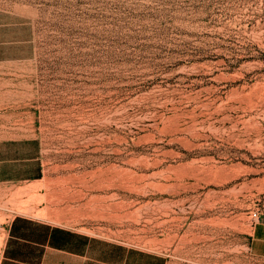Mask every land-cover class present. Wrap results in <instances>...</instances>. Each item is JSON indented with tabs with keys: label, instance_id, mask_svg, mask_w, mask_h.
<instances>
[{
	"label": "rangeland",
	"instance_id": "rangeland-1",
	"mask_svg": "<svg viewBox=\"0 0 264 264\" xmlns=\"http://www.w3.org/2000/svg\"><path fill=\"white\" fill-rule=\"evenodd\" d=\"M0 11L23 19L25 38L1 130L39 139L44 169L7 185L2 234L22 214L165 264H264V0Z\"/></svg>",
	"mask_w": 264,
	"mask_h": 264
},
{
	"label": "crops",
	"instance_id": "crops-1",
	"mask_svg": "<svg viewBox=\"0 0 264 264\" xmlns=\"http://www.w3.org/2000/svg\"><path fill=\"white\" fill-rule=\"evenodd\" d=\"M24 48L23 19L0 13V97L7 96L8 86L22 87L18 66L24 63ZM4 111L0 102V118ZM42 154L39 139L7 137L0 122V203L7 185L42 179ZM5 229L4 234L0 230V264H165L162 257L27 215H16ZM254 244L264 255V224L257 226Z\"/></svg>",
	"mask_w": 264,
	"mask_h": 264
}]
</instances>
